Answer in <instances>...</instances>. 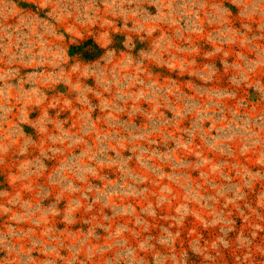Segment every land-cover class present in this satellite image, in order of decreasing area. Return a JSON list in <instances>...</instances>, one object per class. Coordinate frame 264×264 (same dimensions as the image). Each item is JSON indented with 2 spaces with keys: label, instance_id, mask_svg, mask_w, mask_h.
I'll use <instances>...</instances> for the list:
<instances>
[{
  "label": "rangeland",
  "instance_id": "374dc122",
  "mask_svg": "<svg viewBox=\"0 0 264 264\" xmlns=\"http://www.w3.org/2000/svg\"><path fill=\"white\" fill-rule=\"evenodd\" d=\"M0 264H264V0H0Z\"/></svg>",
  "mask_w": 264,
  "mask_h": 264
},
{
  "label": "trees",
  "instance_id": "16d2710c",
  "mask_svg": "<svg viewBox=\"0 0 264 264\" xmlns=\"http://www.w3.org/2000/svg\"><path fill=\"white\" fill-rule=\"evenodd\" d=\"M71 57H79L83 61H94L98 59L102 54L103 50L92 40H83L77 45L70 46Z\"/></svg>",
  "mask_w": 264,
  "mask_h": 264
}]
</instances>
